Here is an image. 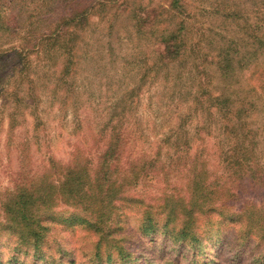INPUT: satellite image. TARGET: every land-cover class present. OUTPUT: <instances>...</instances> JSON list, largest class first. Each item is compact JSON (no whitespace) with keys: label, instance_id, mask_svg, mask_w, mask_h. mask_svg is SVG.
<instances>
[{"label":"trees","instance_id":"1","mask_svg":"<svg viewBox=\"0 0 264 264\" xmlns=\"http://www.w3.org/2000/svg\"><path fill=\"white\" fill-rule=\"evenodd\" d=\"M119 1L0 0V60L9 58L14 66L26 70L31 54H42L46 62L54 61L57 57L52 50L57 49L67 55L59 73V79L65 81L74 68L80 34L88 31L96 9L115 8ZM240 1L221 0L219 14L236 27L211 54L212 63L228 85H234L243 70L264 69V0H248L245 10ZM187 11L185 0H170L166 9L151 1L130 11L137 32L156 37L162 65L180 60L188 50ZM173 19L177 23L171 30L165 22ZM40 25H46V30ZM18 32H25V43L18 47L11 43L6 49L5 44ZM197 71L201 78L206 75L199 67ZM198 97L225 120L219 130L227 135L229 148L217 152L221 172L211 174L205 156L197 153L185 171V184L178 186L171 184L168 171L157 158L129 160L127 150L130 147L133 151L135 145L131 144L122 113L126 106L120 104L101 130L98 144L90 151L92 155L77 148L69 164L50 156L47 166L41 168L27 153H20L23 160L13 190L0 199V264H24L13 257L5 258L6 245L16 254L32 253V264L50 258H54L50 264H64V248L58 246L57 259L45 252L49 248L50 223L84 226L95 238L90 250L92 264H161L131 250L128 239L137 233L151 243L162 238L176 246L172 250L175 259L168 258L169 264H223L220 256L227 247L235 253L226 264H264V201L246 202L236 209L243 186L246 191L264 190L263 152L249 123L259 105L249 97L237 105L239 102L228 96L226 89L215 96L206 86L200 88ZM189 139H182L187 148L191 147ZM196 140L204 141L201 137ZM160 179L164 186L160 195L152 198L144 190L156 187ZM57 205L72 211L67 217L59 216L54 212ZM128 211L137 216L136 234L125 226ZM231 225L234 239L227 245L223 229ZM5 237L9 238L6 242ZM241 246L248 251L249 260L242 258L247 252H242ZM213 248H221L217 256L208 253Z\"/></svg>","mask_w":264,"mask_h":264},{"label":"rangeland","instance_id":"2","mask_svg":"<svg viewBox=\"0 0 264 264\" xmlns=\"http://www.w3.org/2000/svg\"><path fill=\"white\" fill-rule=\"evenodd\" d=\"M151 1L165 9L170 3V0H120L115 8L96 9L88 31L80 34L74 50V68L65 81L59 79V73L67 55L57 49L52 50L57 57L54 61L46 62L42 54H31L26 70L18 65L16 56L13 60L18 67L9 58L0 60V199L13 190V180L23 160L21 152L27 153L41 168L47 166L50 156L69 164L77 148L92 155L90 151L98 144L101 130L120 104L126 106L122 113L131 144L135 145L133 151L130 147L127 150L129 160L157 158L164 171H168L171 184L178 186L185 184V171L197 153L205 156V166L211 174L221 172L217 152L229 148L227 135L219 130V124L225 120L201 102L198 92L202 86L215 96L226 89V94L239 102L237 105L248 97L256 100L259 110L249 123L264 158V89L261 88L264 69L243 70L237 82L228 85L212 63L214 49L236 27L219 14L221 0H185L188 50L180 60L168 65L159 63L156 37L138 33L130 16L133 7ZM240 2L244 10L248 9V0ZM176 23L177 19H173L165 25L174 30ZM40 27L46 30V25ZM24 37L25 32H18L5 48H11V43L21 46L25 43ZM197 67L206 72L203 78ZM197 137L204 141L196 140ZM183 138H190V148L184 145ZM155 153L160 154L155 156ZM27 162L33 164V161ZM160 180L156 187L145 188L147 195L152 198L160 195L164 186ZM263 201L264 190L246 191L243 186L236 209L246 202ZM71 211L68 206L57 205L54 212L67 217ZM136 219L134 212H127L125 226L133 234L138 229ZM50 228L49 248L45 250L48 256L54 254L57 259L60 246L67 254L64 264L74 261V264H92L90 250L95 238L84 226L50 223ZM224 230L228 245L234 239V226ZM130 236V248L137 254L153 257L161 264H169L168 258L175 259L172 250L176 246L163 242L162 238L151 243L138 233ZM6 238L9 240L5 237L4 242ZM10 248L4 247L6 259L13 257L17 263H34L32 253L16 254ZM220 250L213 248L208 253L217 256ZM240 250L247 252L242 258L249 260L248 251L243 246ZM234 253L227 247L221 253V263L226 264ZM53 259L42 260L41 264H50Z\"/></svg>","mask_w":264,"mask_h":264}]
</instances>
